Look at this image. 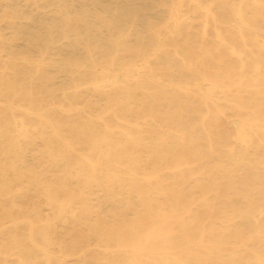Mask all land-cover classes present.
I'll return each instance as SVG.
<instances>
[{
	"label": "rangeland",
	"instance_id": "obj_1",
	"mask_svg": "<svg viewBox=\"0 0 264 264\" xmlns=\"http://www.w3.org/2000/svg\"><path fill=\"white\" fill-rule=\"evenodd\" d=\"M237 6L243 10V22L232 15ZM173 11L178 14L176 21L169 19ZM110 59L119 74L118 85L111 84L112 76L102 73ZM255 61L263 66L260 73L251 66ZM124 68L131 69V77L122 75ZM201 75L215 78L223 86L231 84L232 89H216L214 97L206 98V83L196 89ZM0 78L13 82L17 90L14 96L8 89L0 90V118L5 120L0 126L8 122L12 136L6 143L20 144L22 163L42 185L63 182L70 192L80 191L82 181L76 174L89 170L76 159L98 147L83 144L87 138L76 135L94 131L111 143L127 144L125 149L138 163L122 167L121 174L131 182L128 169L132 167L141 178L145 171L140 167L145 166L151 150L160 151V156H166L170 148L180 150L182 128L174 126L177 124L193 136L201 152L195 158L202 160L189 164L191 175L182 167L184 179L177 177L179 171L166 169L165 161H158L162 183L152 196L153 203L164 204L166 210L176 208L167 200V192L175 189L186 200H194L188 203L194 213H241L249 199L258 200L255 206L264 208V186L260 185L264 182V124H258L250 146L244 149L234 141L230 123L244 124L258 109L264 113V0L260 4L252 0H0ZM23 93H30L32 104L23 99ZM8 101L13 103L12 109ZM37 110L58 125L62 139L53 136ZM104 122L109 125L106 129ZM201 125L210 129L213 153H209ZM132 138L145 145L134 144ZM65 142L75 143L74 150ZM11 149L18 150V146ZM65 159L74 163L70 171ZM4 162L7 159L0 153V163ZM17 165L21 167L20 162ZM1 180L8 182L2 186L7 193L0 196V215L11 199L21 201L27 194L26 215L37 225L49 224L56 242L70 246L81 238L78 245L83 249L67 256V264H78L77 257L128 264L115 244L100 241L91 226L96 214L110 230L118 222L114 216L134 221L133 209L140 208L136 196L129 197L118 187L109 193L93 184L83 191L91 206L90 217L79 213L75 205L69 215L56 219L39 185L26 190L31 179L20 184L10 173L0 174ZM97 181L108 182L103 175ZM132 182L140 183L143 190L149 188L141 179ZM203 199L215 209L196 210ZM22 221L18 218L15 223L25 230ZM50 252L51 258H57L59 249L55 246ZM8 259V264H19L14 257ZM29 264H45L44 255L35 253Z\"/></svg>",
	"mask_w": 264,
	"mask_h": 264
},
{
	"label": "bare ground",
	"instance_id": "obj_2",
	"mask_svg": "<svg viewBox=\"0 0 264 264\" xmlns=\"http://www.w3.org/2000/svg\"><path fill=\"white\" fill-rule=\"evenodd\" d=\"M252 1L256 4L262 2V0ZM199 7L197 5V8ZM201 9H206L207 12L210 11L207 7H201ZM175 11L170 14V21L178 20V14ZM232 15L242 22L245 19L243 10L239 6L233 7ZM253 30L256 31V29ZM234 53L238 57L241 56L238 51H234ZM114 66L113 59H110V63L107 68L102 70V73H105L107 77L112 76L111 84L118 85L121 81ZM243 66L244 64H240V67ZM251 66L255 73H260L263 67L259 61H255ZM124 70L123 76H132L131 69L124 68ZM5 82L7 85H4ZM196 83L197 90H201V84H207V93L204 94L206 98L214 97L213 92L216 89L222 90L224 87L227 90L232 89L231 84L223 86L217 79L206 75H201ZM3 88L8 89L13 96L17 94L13 82L0 78V90ZM22 97L29 101L30 104L33 103L30 93H23ZM6 104L9 109L13 108L11 101ZM28 110L26 109V111ZM218 113H220L219 110L217 111ZM36 115L44 122V125L50 127L56 139H62L58 125L52 120L44 118V113L40 110L36 111ZM3 122L5 123V120L0 118V123L3 124ZM12 122L15 126L16 123ZM230 123L233 124L234 141L246 149L250 146L252 137L259 128L258 124H264V113L258 109L257 111H252V117L246 118L243 121L244 124ZM6 125L0 126V137L2 138V141H0V153L4 154L7 159V162L0 163V174L6 176L11 173L20 184L25 181V178L31 179L30 182H26V190L32 186L39 185L42 190V196L52 208L56 219L69 215L75 205H78L79 213L90 217L92 215L91 206L88 203L89 199L83 195V191L93 184L100 186L104 191H110L109 193H112L111 189L118 187L120 191H126L129 197L136 196L140 203V208L133 209L134 221H126L114 216L118 222L116 223V228L110 230L107 228L108 225H106L105 221L96 214L95 224L91 226L93 233L100 241L115 244L117 252L123 255L128 264H264V208L255 206L258 200H246L249 205L244 212L237 214H199L191 212L192 206H189L188 203H192L194 200H186L182 196V191L175 189L167 192L169 196L167 200L170 202V207L175 206L176 208L166 210L164 204L152 202V196L158 193L160 190L158 185L162 183L160 181L161 176L157 175V172L161 169L158 166V161L161 163L165 161L166 169L179 171L177 177L184 179L186 175L183 173L182 167L189 172L187 175H191L189 164L202 160V158H195L201 152L196 148L193 136L186 134L185 127L174 125L182 128L177 144L180 150L175 151L170 148L165 152L166 156L158 155L160 151L151 150L149 157L143 162L145 166L140 167L145 171L141 178H137L136 175L138 173L133 171L132 167H136L138 160L132 159L133 153L125 149L127 144L111 143L106 140L107 137L99 134L98 131L83 132L76 135L77 138L80 136L87 138L88 142L83 144L98 148L92 149L86 155H80L76 159L77 163L80 166L84 165L89 172L76 174V179L82 181L81 187H79L80 191L70 192L68 190L69 185L63 182H52L42 185L40 182L35 181L36 177L33 172L26 169L22 163L23 160L21 161L19 157L20 144L18 142L6 143L7 140L12 139L8 122ZM104 127L106 129L109 125L104 122ZM201 129L206 132V143L208 144L209 153H213V138H211L209 133L210 129L204 125H201ZM124 135L131 139L129 135ZM134 140H136L134 141L136 145H145L142 140ZM74 144L71 142L64 143L66 147H72V150H74ZM128 144L130 145V143ZM14 146H18V150L11 149ZM103 146H108V149L103 150ZM173 146L176 147L175 144ZM6 147L9 148L5 149ZM174 155H177L176 158ZM190 157L193 159L190 160ZM125 160H129L128 165L125 164ZM148 161H150V168H148ZM168 161H172L174 164L169 165ZM17 162H20L21 167L17 165ZM65 162L67 169L70 171L74 163L70 159H65ZM129 166H132L128 169V173L133 178L132 181L143 180L149 186L147 190H143L139 185L140 183L127 182L126 178L123 177L121 174L122 167L127 169ZM220 170H223V168ZM100 175L107 177L108 182L97 181ZM228 176H231V174H228ZM78 181L76 182L77 185L80 184ZM7 182L6 180L0 182V196H3V193H7L6 189L2 187ZM153 185L156 187L150 189V186ZM244 185L248 186V184ZM260 185L264 186V182L260 183ZM198 187L206 191V187L202 184H199ZM255 193L259 194L262 191H255ZM25 195L27 194L21 197V201L11 199L9 208L4 212L3 209L1 211L0 217L5 221L0 222V264H8V257H14V261L19 264H29L35 253L44 255L45 264H67V256L75 255L79 250L83 249L82 246L79 247L78 245L82 243L80 242L81 238L71 243L70 246H61L59 242H56L58 240L55 238V232L49 229V224L37 225L36 221L30 220L29 214L26 215V210H28L26 202L28 199ZM62 195L64 197H61ZM125 205L126 207L130 206L129 202H125ZM195 208L196 210L202 209L205 211L215 209L208 199H203L202 204L195 205ZM217 209L222 210V208ZM32 211L39 217L38 211L36 212L33 208ZM183 213L185 215L182 216ZM72 216H75V214H72ZM237 217L242 218V220L239 222L234 221ZM18 218H22V225L26 228L25 230H20L19 224L15 223ZM4 224L9 225L4 226ZM55 246L58 247L59 254L56 255L57 258H51L48 254L51 253V249ZM75 260L78 264H118V261L113 259L99 260V258H94L87 260L85 257H77Z\"/></svg>",
	"mask_w": 264,
	"mask_h": 264
}]
</instances>
